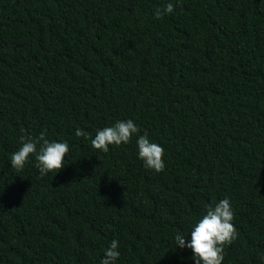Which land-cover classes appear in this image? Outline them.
Masks as SVG:
<instances>
[{"label":"trees","instance_id":"trees-1","mask_svg":"<svg viewBox=\"0 0 264 264\" xmlns=\"http://www.w3.org/2000/svg\"><path fill=\"white\" fill-rule=\"evenodd\" d=\"M129 118L163 171L135 136L92 147ZM42 132L66 165L13 169ZM225 197L223 264H264V0H0V264H100L112 239L117 264H194L173 238Z\"/></svg>","mask_w":264,"mask_h":264},{"label":"clouds","instance_id":"clouds-1","mask_svg":"<svg viewBox=\"0 0 264 264\" xmlns=\"http://www.w3.org/2000/svg\"><path fill=\"white\" fill-rule=\"evenodd\" d=\"M173 12L174 4L169 2L163 8H157L154 16L160 19ZM138 133V126L133 119L117 120L108 126L97 128L95 135L90 137V142L93 148L107 153L110 145L127 144L135 136L136 155L145 169L157 173L163 171V147L151 140L147 132L142 135ZM74 134L76 137H89L81 128H76ZM19 141V148L9 157L13 169L22 170L30 157L34 158L41 175H55L66 165V154L70 148L68 141L50 140L44 132L38 138L21 136ZM233 219L234 209L230 198L211 201L204 206L203 214L191 223L188 235L175 234V248L190 250L194 264H223L224 245L235 238ZM119 257V241L112 239L103 250L100 264H117Z\"/></svg>","mask_w":264,"mask_h":264}]
</instances>
